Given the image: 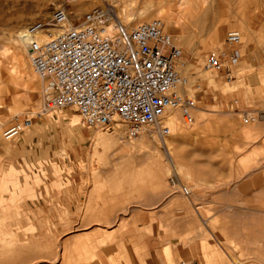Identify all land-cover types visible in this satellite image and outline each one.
<instances>
[{
  "label": "rangeland",
  "instance_id": "rangeland-1",
  "mask_svg": "<svg viewBox=\"0 0 264 264\" xmlns=\"http://www.w3.org/2000/svg\"><path fill=\"white\" fill-rule=\"evenodd\" d=\"M134 1L127 0L128 9L136 16L145 12L150 20L157 18L156 3L167 5L170 13L177 12L179 5V0ZM208 2L201 6L202 21L186 20V27L183 23L169 27L187 62L181 71L189 79L184 94L197 104L194 124L184 123L179 112L180 125L169 127L168 138L178 140L172 142V165L160 141L148 136L144 140L156 148L154 154L118 153L116 145L97 142V137L110 131L122 135L120 126L90 128L82 124L81 117L72 126L70 112L80 116L75 108L40 118L34 115L32 125L19 137L7 139L4 130L16 116L41 110L43 94L40 78L32 81L20 73L14 53L4 55L2 46L19 47L30 64L25 42L19 37L29 23L47 20L58 5L67 4L74 24L105 2L0 0V264H131L129 243L141 255L139 214L168 212L171 207L164 202L171 197L172 208L178 210L179 234L184 230L183 241L188 247L199 246L201 255L197 259L176 257L166 245V264H264V130L257 127L247 136L236 130L239 125L263 122L264 115L245 123L239 111L264 112V84L258 77L264 75V67L258 70L242 61L231 64L227 60L236 77L230 83L204 67L208 53L227 52L226 37L232 30H243L245 38L231 48L237 47L241 55L264 56V0ZM215 26H221L223 34L212 45L210 34ZM31 86L38 95L35 106L30 105ZM243 87L247 90L245 108L235 104V92ZM198 148L216 152L213 160L224 178L217 183L218 189H224L220 196L224 198L218 201L234 204H199L195 188L204 189L205 184L182 174L175 159V150ZM175 177L183 180L190 196L175 183Z\"/></svg>",
  "mask_w": 264,
  "mask_h": 264
},
{
  "label": "built area",
  "instance_id": "built-area-1",
  "mask_svg": "<svg viewBox=\"0 0 264 264\" xmlns=\"http://www.w3.org/2000/svg\"><path fill=\"white\" fill-rule=\"evenodd\" d=\"M70 17L68 5L60 4L49 19L25 27L31 66L44 82L43 104L37 114L16 116L4 130L7 139L19 137L32 125L34 115L40 118L65 108H75L86 127L120 126L128 139L146 134L165 140L171 132L166 117L169 109L180 108L187 124L195 121V100L178 90L189 84L181 73L187 67L183 49L174 43L161 19L128 28L106 3L87 11L77 26L69 24ZM240 42L238 30L227 34L228 46ZM239 57L236 50L211 52L204 67L230 83L235 74L226 61L235 64ZM239 112L245 123L264 115L263 111ZM182 191L191 194L183 184Z\"/></svg>",
  "mask_w": 264,
  "mask_h": 264
},
{
  "label": "crops",
  "instance_id": "crops-1",
  "mask_svg": "<svg viewBox=\"0 0 264 264\" xmlns=\"http://www.w3.org/2000/svg\"><path fill=\"white\" fill-rule=\"evenodd\" d=\"M233 50L237 51V47L227 48L226 51L230 52ZM239 55L240 57L238 62L242 61L246 66L255 67L258 70H261L260 68L264 67V56L259 57L254 54L253 56L248 54ZM258 77L261 81V84L263 85L264 75L261 73ZM245 81L248 83L249 78L247 77ZM246 91V88L243 87L235 92L237 95V103L235 104L241 105L243 108L247 107V100L245 99ZM257 127H260V129L263 128L264 130V119L263 122H259L254 125H239L236 130L247 136L254 129H257ZM172 142L176 144L178 143V140H172ZM214 154H216V152L210 150L204 151L200 150L199 148L197 150H188L186 152L175 150V159L182 174L188 178L193 176L197 181L205 184L204 189L195 188L196 196L199 200H201L199 204H234L232 202L218 201L219 198H224L220 197L224 195V189L217 188V183L221 181L223 178L221 175L223 174L219 171V163L213 160V158L216 157ZM204 155H207L208 159H202L201 157ZM190 167H192V169H190ZM184 169H186V171ZM163 170L164 169H162V171ZM162 171L159 172L160 176L163 174ZM176 173L178 174V172ZM175 183L182 187L183 180L180 178L178 181H175ZM164 204L171 207L168 212L157 211V213L154 215L151 213H144L143 215L141 213L139 214V222L141 223V228L143 227V233L141 234L140 240L138 242L141 255H136L133 248L131 247V243H129L128 256L131 264H166L164 258V247L166 245L171 247V252L176 257H194L196 259L200 257V247L196 245L193 247H188L187 243L183 241L184 237L182 235L184 230L182 229L183 231H181L180 234L178 232V210L176 208H172V206H174L172 197L165 201ZM196 262L197 261H195V263Z\"/></svg>",
  "mask_w": 264,
  "mask_h": 264
},
{
  "label": "bare ground",
  "instance_id": "bare-ground-1",
  "mask_svg": "<svg viewBox=\"0 0 264 264\" xmlns=\"http://www.w3.org/2000/svg\"><path fill=\"white\" fill-rule=\"evenodd\" d=\"M103 1L106 4H108V5H110V6H112L114 8V11L116 12L118 18H120L122 23L125 26H127L128 28H133L134 26H137L139 24L151 21L150 19H148L149 15L144 14L145 12L140 11L139 12V16H136L134 10H129L128 7H127V5H128L127 4V0H103ZM208 1H210V0H195V1L194 0H179L178 1L179 5L177 6L178 7L177 8L178 11L177 12H171V13L167 9V5L166 6H164V5L158 6L159 3L155 4L153 2H151L149 4L152 5V7H153L154 4L157 5L156 6L157 9L155 10V8H154V11H155V13L157 15L156 19H161L164 22L165 29L167 30V32L169 31L168 33H170L172 35V37H174V39H176V34L173 31H171L170 28H169L170 24L171 23L173 25H176L178 23L179 24H182V23L184 24V21H186V20H189V21L191 20V22L192 21L193 22L194 21L198 22V20L200 19L202 21L203 18H205V15H202L203 13L201 14V11L203 10L201 6H202V4L209 3ZM132 3H135V1L132 0ZM132 6H133V4H132ZM118 7H120V10L118 9ZM47 9H48V7L46 6L42 10V15H43V12L44 13L47 12ZM75 9H76L75 11H78V12L80 10L79 7L75 8ZM39 10H41V9H39ZM152 11H153V8H152ZM148 12L151 13L150 11H148ZM39 14H41V13H39ZM152 14H154V13H152ZM152 14H150V16ZM42 15H41V17H42ZM81 20H82V17L80 19H78L77 21H75L76 23H74V24H71V22L69 20V24L71 26H77V25L81 24ZM185 27H186V25H185ZM183 28H184V26H183ZM179 31H180V29H179ZM239 32L241 34V42L240 43H242L243 39L245 38V32H243V30H241V29H240ZM222 34H223V29L221 28V26H220V28L218 26H215L214 28H212L210 36L213 39V42L211 44L212 45L218 44L219 41L222 38ZM19 37H20L21 42L24 43L25 39L23 37V31H21L19 33ZM174 39H173V41H174ZM24 45H26V42H25ZM24 48H25V46H24ZM26 48H27V45H26ZM19 51H20L19 47H18V49L17 48L15 49V47H13L12 45L2 46V53L4 55H8V54H10L12 52L14 53L15 67L19 70L20 73H23V72L26 73L28 78L31 79L32 81H35L36 79H39L37 74L34 72L33 68L31 69V67H30L31 63L28 64V62L26 61L25 57L21 54L22 50H21V52H19ZM27 55H28V52H27ZM14 71H15V69H14ZM15 74H17V73L15 72ZM31 80H29V81H31ZM40 80L42 81L41 78H40ZM32 86L28 88V90H29V98H30V105L35 106V102H36V99H37L38 95H37V92L35 91V88L32 87ZM178 90L181 93H184L186 89L184 87H179ZM43 92H44V82L42 81V94H43ZM22 98H23V96H22ZM17 104H18V102H17ZM179 112H180V114H181V116L183 118L182 111H181L180 108H173V109H169L167 111L166 117H167V124H168L169 127L174 128V127L180 125L181 120H180V117H179ZM36 113H38V111H36ZM70 113H71L70 124L72 126H77L79 124V121H80L79 118L81 117V115L79 116L78 114H76L73 111H71ZM193 115H194V118H195V113L194 112H193ZM183 121H184V118H183ZM184 123H185V121H184ZM188 125H191V124H188ZM145 136H147V135L146 134H142L140 136V138H138V139H136V138L128 139L123 134L120 135V134H117L114 131H110V132H108L105 135H100L99 137H97L98 138L97 142L106 143L108 141L109 143H111V145H113V146L116 145V147H117L116 151L118 153L124 152L125 150H131V151H134V152L142 151V152H145V153L149 152L151 154H154L155 151H156V148L155 147H149L146 144V142L144 140ZM159 141L161 143L162 148L164 149L163 153H164L165 157L167 158V160L172 165H174L175 163H174V160H173L171 138H168V136H166L165 140H163V141L159 140Z\"/></svg>",
  "mask_w": 264,
  "mask_h": 264
}]
</instances>
